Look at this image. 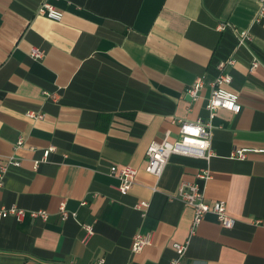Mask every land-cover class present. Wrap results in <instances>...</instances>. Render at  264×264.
Masks as SVG:
<instances>
[{
	"label": "crops",
	"instance_id": "1",
	"mask_svg": "<svg viewBox=\"0 0 264 264\" xmlns=\"http://www.w3.org/2000/svg\"><path fill=\"white\" fill-rule=\"evenodd\" d=\"M42 1L0 0V162L20 161L4 173L0 208L48 212L45 220L0 218V264H170L173 242L188 238L184 264H264L258 0H46L63 11L61 20L38 14ZM218 22L228 25L218 30ZM246 31L250 39L238 43ZM229 58L241 108L210 112L216 63ZM253 59L259 63L250 68ZM180 118L210 122L214 155L173 153L156 179L145 170L146 147L167 132L176 138ZM238 146L253 150L231 157ZM112 164L137 169L125 193ZM205 167L206 198L224 200L236 221L225 228L207 213L190 235L193 210L177 186ZM62 200L74 215L62 217ZM142 200L148 205L140 208ZM83 222L94 226L86 243ZM137 232L151 241L132 251Z\"/></svg>",
	"mask_w": 264,
	"mask_h": 264
},
{
	"label": "built area",
	"instance_id": "2",
	"mask_svg": "<svg viewBox=\"0 0 264 264\" xmlns=\"http://www.w3.org/2000/svg\"><path fill=\"white\" fill-rule=\"evenodd\" d=\"M258 4V9L254 16L255 22H261L264 20V0H258ZM36 12L54 20H61L63 17V11L46 0L40 2L37 6ZM227 25V22H218L216 28L222 30ZM249 39L250 34L246 31L238 37V43L243 44ZM30 53L34 57H40L43 51L38 47H33ZM232 62L233 60L229 58L226 61L221 60L216 63L218 72L212 82V89L206 103V107L210 112L217 108H226L233 112H238L241 108L238 93L229 87L232 81V75L225 69L226 63ZM258 63L257 59H253L250 68H254ZM201 83V78H196L195 82L188 90L193 98L198 97V90ZM27 114L29 116H35L34 112L31 111H28ZM37 116L41 117L42 114ZM178 126V136L173 140L168 138L169 134L167 132L163 139L153 140L146 147L145 170L154 175L156 179H158L163 173L168 159L173 153L198 156L205 160L210 159L211 156L214 155V150L211 146V124L209 121H205L201 118L196 120L180 118L178 119ZM22 142V137H19L16 141L15 148L19 147ZM51 148L52 146L45 150L44 156L47 155ZM251 150L253 149L243 146L234 147L230 156L242 159L245 158L247 153ZM9 164L19 165L20 161L14 156H10L6 162H0V188L3 185V176ZM34 164L36 166L37 161H35ZM109 171L111 174H115L118 177V189L125 193L134 183L137 169L131 164H112ZM195 177L197 180L180 182L177 186V195L193 210V216L189 228L190 235L194 233L196 226L207 213H213L221 226L225 228L233 227L236 219L228 212L226 202L224 200L209 201L205 196L203 183L211 177L210 170L207 167L201 168L196 173ZM155 187L156 186H153L152 188L155 189ZM147 205L148 201L146 200H142L137 204L140 208ZM59 211L63 218L74 215V212L66 209L64 200L59 204ZM8 215H13L16 219H21L25 215H29L31 217H38L45 220L48 216V212L45 209H25L16 204H12L0 208V218ZM81 226L84 230L81 241L86 243L94 233V226L92 223L87 222L81 223ZM150 241V234L137 232L132 237L131 250H141L146 244L150 243ZM188 244L189 238L181 242H173L175 256L172 258L170 264H184L182 258L187 250Z\"/></svg>",
	"mask_w": 264,
	"mask_h": 264
}]
</instances>
